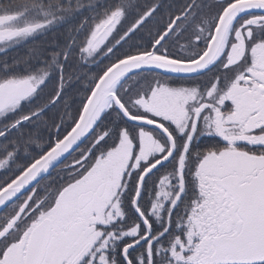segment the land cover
<instances>
[{
  "label": "snow or ice",
  "instance_id": "1",
  "mask_svg": "<svg viewBox=\"0 0 264 264\" xmlns=\"http://www.w3.org/2000/svg\"><path fill=\"white\" fill-rule=\"evenodd\" d=\"M49 34L0 60V264H264V0L0 4Z\"/></svg>",
  "mask_w": 264,
  "mask_h": 264
},
{
  "label": "trees",
  "instance_id": "2",
  "mask_svg": "<svg viewBox=\"0 0 264 264\" xmlns=\"http://www.w3.org/2000/svg\"><path fill=\"white\" fill-rule=\"evenodd\" d=\"M2 3H7V0H0V4H2ZM73 3H75V0H73ZM85 15H89V14L85 13ZM55 38L60 44H63L65 42V40L67 39V29L66 28L60 29L59 34ZM52 40H53V35L49 34L48 37H46V38H42V39H40L34 43H29L27 45H23V46H20L16 49L10 50L6 54L0 53V60L7 59L9 62H12L13 60H17V59H26L30 55V49H32L34 46L50 45ZM73 62L76 64V68L70 69L69 71L76 72V69H80V71L78 72V75H80V76H83L89 72L88 67H85V68L80 67L78 56L74 57ZM33 63H42V61H35L34 60ZM74 83H76V82L74 81ZM54 86H55V84L50 86L49 91L51 90V87H54ZM82 87H83V83H80L78 85V88L73 89L71 92L72 98L75 99L77 102L83 96L82 92H80V94L77 95L78 89L82 88ZM64 111H65V107L63 105H61L58 108L54 109V111L49 114V117H55L58 120L59 116L63 115ZM44 141H45V143L47 142V135L46 134L44 135ZM56 173L62 174V169L58 168L56 170ZM56 173H53V176L50 179H46V180L42 181L40 188L42 189L44 187V185H46L50 182V180H54L56 178ZM2 215H4V213H2L0 216H2Z\"/></svg>",
  "mask_w": 264,
  "mask_h": 264
},
{
  "label": "flooded vegetation",
  "instance_id": "3",
  "mask_svg": "<svg viewBox=\"0 0 264 264\" xmlns=\"http://www.w3.org/2000/svg\"><path fill=\"white\" fill-rule=\"evenodd\" d=\"M186 43H187V36L180 39L177 47L174 50L179 51V44H186ZM0 178H4L2 173H0Z\"/></svg>",
  "mask_w": 264,
  "mask_h": 264
},
{
  "label": "bare ground",
  "instance_id": "4",
  "mask_svg": "<svg viewBox=\"0 0 264 264\" xmlns=\"http://www.w3.org/2000/svg\"><path fill=\"white\" fill-rule=\"evenodd\" d=\"M3 212H0V215L2 214Z\"/></svg>",
  "mask_w": 264,
  "mask_h": 264
}]
</instances>
